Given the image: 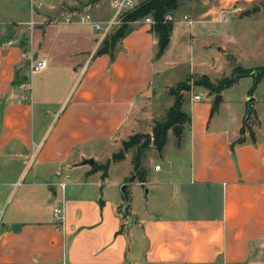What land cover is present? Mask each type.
Masks as SVG:
<instances>
[{
  "label": "crops",
  "instance_id": "1",
  "mask_svg": "<svg viewBox=\"0 0 264 264\" xmlns=\"http://www.w3.org/2000/svg\"><path fill=\"white\" fill-rule=\"evenodd\" d=\"M141 1L133 0L134 7ZM39 2L30 12L29 0H0V209L10 193L13 199L0 222V264H264V106L258 107L264 99L253 92L248 95L246 89L232 109L224 91L242 77L220 90L212 112L209 91L205 102L191 99L198 93L190 94L186 171L180 177L174 174L175 179L167 181L169 188H160L161 165L150 170L155 163L148 161L151 168H145V184L150 187L144 191L145 196L175 199L186 214L152 215L154 206L147 198L142 212L134 206L124 213L121 193L100 185L101 171L91 168L113 153L100 158L98 147L103 145L104 151L119 147L139 117L151 123L144 103L136 100L154 95V74L171 62L166 48L180 42L184 53L189 50L194 37L181 23L192 22L177 16L160 50L151 26L135 21L111 53L95 54L99 38L93 41L85 26L91 21L103 23L110 16L83 20L80 14L88 7L87 0ZM214 11L201 6L200 18L194 21L211 20L209 13ZM47 17L53 19L43 22ZM85 33L86 42L72 43L66 51L68 57H79L76 76L67 86L68 101L54 122L43 121L34 128L33 107L26 101L28 83H21V78L27 80V69L30 74L52 70L47 56L53 54L61 35L84 37ZM29 58L44 60V68L30 72ZM246 96H253L252 112L242 141L234 143L243 118L240 108H247ZM83 158H92L93 164H81ZM29 159L33 167L20 182ZM173 172L177 173L170 169L167 175ZM128 184L142 185L136 179ZM54 208L61 209V220H55Z\"/></svg>",
  "mask_w": 264,
  "mask_h": 264
},
{
  "label": "rangeland",
  "instance_id": "2",
  "mask_svg": "<svg viewBox=\"0 0 264 264\" xmlns=\"http://www.w3.org/2000/svg\"><path fill=\"white\" fill-rule=\"evenodd\" d=\"M108 1L109 0H97L90 3L80 15H87V20L106 19L111 16L114 11L113 8L109 6ZM206 1V3L202 4L203 2H201V0H181L175 9V12H170L172 16H178L180 19L182 15H185L192 20L190 26L185 25L184 23H181V25L184 28L187 27L189 29L188 32L191 31L194 38L189 42L191 45L186 53L183 52L182 49L184 48V45L180 42L173 49H165L164 52H166V50L167 52H171L170 56H167L169 57L168 60L171 62L166 63L163 71H157V73L154 74L152 83L154 95L150 98H140L136 100V102L139 101L140 103H144L146 108L144 107L143 111L151 116V123L146 121V117H139L136 125L132 128V133L122 140L128 141L132 136L136 137L135 143L128 145V149L125 152L126 158L109 163L106 170V176L104 178H97L99 184L104 185L109 192H119V186L123 183L122 181L124 179L127 180L134 174L131 160L136 154L140 155L139 164L143 169L146 167L151 168L147 163L148 161L152 164L155 163L161 165V171L157 173V175H159V180L162 181L161 184H159L160 188H169L171 185H167V181L175 179L174 174L177 177L184 175V172L186 171L185 167H187L186 158L188 155L187 150L189 141L188 131L185 128L188 125L187 122L182 124L179 140L175 138L171 129L168 130L170 135L168 134L166 137L165 144L161 149L162 152H157L152 145L146 148L141 145L144 139L151 136V127L153 123L164 119L165 110L171 100H173V97L166 89H169L170 87L174 88L178 82H183L185 85L191 86L192 82L198 78L199 73H205L212 82H215L216 79H220L224 76H229L232 71V69H230L231 61L235 63L237 61V64L243 67H264V0ZM204 5L208 7L211 6V9L215 11L221 6H226L227 9L239 7V11L232 13L231 17L225 22H213L206 18L203 19L207 21H194L196 18H200L197 13L201 6ZM79 7L81 6H78V8ZM62 8L67 7L63 6L61 9ZM145 16L150 15L148 14ZM47 18L48 19L45 18L43 22L53 19V17ZM142 18L136 21L139 23V26L142 25ZM118 25L119 24L111 27L104 35L100 32H94L90 25H86L85 27H88V30H86L93 36V41H96L97 38H99L97 44L98 47L102 40L108 38L109 35L115 31ZM27 35L28 32L26 33V37ZM88 37L89 35L86 33L84 37H78L75 34L61 35V37H59L60 39H56L57 44L55 45V49L52 50L53 54L47 56L52 64V70L47 71L46 73L40 72L30 74L27 69V80L23 81L21 78V83H28L26 89V101L33 107L31 125H34V128L37 127L38 123L43 121L51 120V123L54 122L59 116L63 105L68 101L71 91L67 93V86L76 76L75 73H77L79 66H75V63L79 60V57H68L66 51L72 43L81 45L82 42L88 40ZM218 47L222 48L223 51L218 50ZM85 55L86 54L84 53L82 58H85ZM68 62L69 64H67ZM210 63L213 64L211 69L208 67V64ZM67 66H71V68L67 69ZM249 78L250 76L242 77L238 83L230 85L224 91V95L229 96V100L233 104L232 109L236 106L234 103L238 96L245 93L246 89L250 87L251 83ZM162 85H165L164 89H159V86ZM199 92L202 94V101L205 102L208 99V96L206 95L207 90L201 86L192 85L188 91L182 93L183 101H186L182 106L184 112L186 111L187 113L189 106L191 105L189 95ZM252 92L258 99H264V74L261 75L258 85ZM249 97L253 99V96H246L245 100ZM60 101H62L60 109L55 113ZM263 106L264 105L261 102L258 105L259 108H263ZM240 109L241 112L243 111L244 116L246 112L245 107L243 108L242 106ZM260 111L263 112L262 109H260ZM231 113L232 111L230 110L229 114ZM262 115L264 117V114ZM98 148H101L98 155L102 158L105 157L107 153H110V151L116 152L120 150L121 145L119 147L108 146L106 151L103 150V145H100ZM160 153L161 156L158 155ZM144 157L145 160H143ZM161 157L164 159L162 160ZM165 160H169V164L171 165L169 166V164H166ZM32 167V159L27 160L19 177L21 180L20 182L26 180V177H28L29 174L28 172ZM170 169L173 171L176 170L177 173L173 172L170 175H167V172L169 173ZM150 170H152V168ZM61 172L63 171L61 170ZM55 179H61V176ZM69 180L70 178L65 179V181ZM147 180L148 177L144 178V183L140 186L134 184L129 186L128 184L126 187V194L128 199L131 195V201H128L126 209L135 206L139 212H142L141 207L144 200L147 198L148 204L150 203L154 206L150 210V214L152 215L186 214L187 209L178 205L175 202V199H169V197L165 196L161 197L159 194L155 195L152 193L145 196V189L150 187L149 184H145ZM11 198L12 196L10 193L4 206L0 209V222L3 220L2 216L5 207H8L11 200H13ZM166 202H174L173 207L169 206L168 208H165L162 206V204ZM123 204L124 201H122V207Z\"/></svg>",
  "mask_w": 264,
  "mask_h": 264
},
{
  "label": "trees",
  "instance_id": "3",
  "mask_svg": "<svg viewBox=\"0 0 264 264\" xmlns=\"http://www.w3.org/2000/svg\"><path fill=\"white\" fill-rule=\"evenodd\" d=\"M181 0H143L139 2L133 9L125 11L120 19V23L115 29V31L109 35L108 38L102 40L101 44L95 50V54L100 53H111L116 46V44L121 40V38L130 31L131 24L145 15H150L154 23L151 25V30L158 37H167L171 29V22H164L163 16L166 13L174 11ZM108 41V42H107ZM264 67L256 68H243L241 66L235 65L229 76H224L215 82H211L205 75H199L192 85L201 86L209 91L213 95V100L210 106V112L214 111L220 100V90L224 87L235 82L239 77L250 76L252 78L251 85L248 88V95H250L255 88L256 83L259 81L262 74H264ZM190 86L185 85L183 82H178L175 87H170L168 93L173 97L172 103L166 108L164 119L162 121L154 122L151 127V136L146 138L142 142L143 147H148L152 145L157 152H160L163 145L165 144L167 131L169 129L175 135V138L179 140L181 133L182 124L184 122H189V116L186 112L181 109L183 103V91H188ZM252 110L249 106L241 120V125L239 127V137L234 141V143H240L242 141V134L244 128L247 127L246 121L250 116ZM136 137L132 136L128 141L121 142L120 150L113 152L110 158L106 159L103 163L92 165L93 171H101V178L106 176V170L109 163L123 159L128 145L134 144ZM138 154L132 158V168L134 179L138 182H143L145 178V169L139 164ZM127 205L122 207L123 212H126Z\"/></svg>",
  "mask_w": 264,
  "mask_h": 264
},
{
  "label": "built area",
  "instance_id": "4",
  "mask_svg": "<svg viewBox=\"0 0 264 264\" xmlns=\"http://www.w3.org/2000/svg\"><path fill=\"white\" fill-rule=\"evenodd\" d=\"M236 1V0H234ZM40 5L39 0L35 3H31V0H29V5H28V10L30 12H32L34 9L38 8ZM109 5L111 8H113V14L110 16V18L101 23V22H97V21H89L93 30L100 32L102 35H104L111 27L117 25L120 23V19L122 14L127 11V10H131L134 8V4L132 2V0H109ZM239 11V7H235L232 9H227L226 6H221L220 8H218V10L209 13V15H212L211 20L216 21V22H225L227 21L232 13ZM83 20H87L88 16L84 15L82 16ZM179 18L177 16H172L171 13H166L163 16V21L165 22H176ZM181 20L186 21L187 23H191L192 20H190L187 16L182 15L181 16ZM65 21H69L67 19H65ZM142 23L148 24V25H152L154 23L153 19L151 18V16H144L142 18ZM32 25V22L28 23V26L30 27ZM45 66V61L44 60H39V61H34L33 59L29 58L28 61V67L30 72H37L40 71L44 68ZM201 93L198 94H193L191 96L192 100H198L201 98ZM159 165L155 164L152 169L153 170H158ZM140 184H142L143 182H139ZM60 185H62V183H60ZM53 216L55 218V220H61L62 215H61V209L60 208H54L53 209Z\"/></svg>",
  "mask_w": 264,
  "mask_h": 264
},
{
  "label": "water",
  "instance_id": "5",
  "mask_svg": "<svg viewBox=\"0 0 264 264\" xmlns=\"http://www.w3.org/2000/svg\"><path fill=\"white\" fill-rule=\"evenodd\" d=\"M95 1H97V0H87V4L93 3ZM166 40H167L166 37L159 38V49L160 50L164 47ZM235 65H236L235 62L231 61V66L234 67ZM251 100H252L251 97L247 98V100H246V103H247L246 104V107H247L246 110L248 109ZM80 162H81V164L92 165L93 164V159L92 158H83V159H81ZM133 179H134V176L131 175L125 182H123L119 186V192L121 193V195L123 197V201H124L123 207L126 206L127 203H128V196L126 194V187H127L129 182L133 181ZM48 190L52 193V195L54 194L52 187H49Z\"/></svg>",
  "mask_w": 264,
  "mask_h": 264
}]
</instances>
